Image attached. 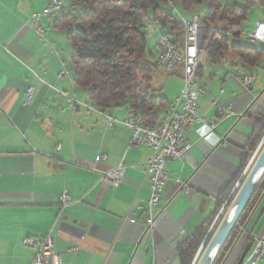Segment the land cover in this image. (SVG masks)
Masks as SVG:
<instances>
[{
  "label": "crops",
  "instance_id": "0c3cea01",
  "mask_svg": "<svg viewBox=\"0 0 264 264\" xmlns=\"http://www.w3.org/2000/svg\"><path fill=\"white\" fill-rule=\"evenodd\" d=\"M50 1L0 0V264H30L33 250L22 246L23 239L48 235L62 264H182L187 241L216 219L264 144V55L253 69L230 54L219 64L201 62L194 82L205 93L198 99L197 116L215 128L199 124L183 132L191 149L165 165L167 180L152 211L148 244L141 241L147 216L140 207L151 192L143 173L150 152L143 145L129 148L130 130L107 128L105 118L89 110L97 108L87 94L74 85L72 47L67 32L55 23L70 13L83 16L84 10L79 13L74 0H59L64 9L39 21L45 34L31 29V14ZM158 38L151 51L154 61ZM172 39L183 43V35ZM223 63L229 67H210ZM60 71L66 72L64 79ZM245 75L252 77L247 90L241 84ZM156 77L152 93L165 88L169 77L175 85L183 82L180 73L157 72ZM29 86L33 96L26 104ZM180 91L150 97L172 106ZM217 103L228 108V118L217 114ZM166 111L156 107L146 114L157 119ZM104 112L117 120L131 113L128 106ZM97 155L105 157L96 161ZM121 160L126 172L120 186L100 182V175ZM183 185L188 190L182 191ZM62 191L70 197L65 208L58 203ZM254 238H264V190L221 264H236Z\"/></svg>",
  "mask_w": 264,
  "mask_h": 264
},
{
  "label": "trees",
  "instance_id": "16d2710c",
  "mask_svg": "<svg viewBox=\"0 0 264 264\" xmlns=\"http://www.w3.org/2000/svg\"><path fill=\"white\" fill-rule=\"evenodd\" d=\"M221 1L223 4L218 0H74L76 7H82L84 15L70 13L55 23L57 28L67 32L72 47L70 62L74 69V85L84 91L91 105L99 110L106 111L117 106H128L131 112L139 107L149 113L156 107L168 109L171 105L165 99L150 97L154 92L151 84L160 71L155 67L154 55L148 49L147 38L141 31L151 15L161 35L182 37V22L173 14L161 10L163 3L178 4L184 13L198 10L203 3L207 4L205 16L200 19L204 38H208L215 23L218 31L211 35L202 61L219 64L225 60L226 54H230L249 69L257 67L264 51L231 44L229 36L235 39L240 37L241 25L246 20L248 10L253 1L258 0H246L243 7L235 4L236 0ZM228 1L234 2L229 4ZM76 24H79L78 28H74ZM144 117L149 121L156 119L149 114ZM263 190L264 175L213 264H221L234 247ZM214 220L209 219L199 233L186 242L182 264H191L196 254L205 248L210 235L201 245Z\"/></svg>",
  "mask_w": 264,
  "mask_h": 264
},
{
  "label": "built area",
  "instance_id": "2783aa9c",
  "mask_svg": "<svg viewBox=\"0 0 264 264\" xmlns=\"http://www.w3.org/2000/svg\"><path fill=\"white\" fill-rule=\"evenodd\" d=\"M64 6L59 0H51L41 12H35L29 17V24L39 36L45 34L44 29L39 25L41 18L49 17L56 11L63 10ZM183 24V43L177 44L175 40L167 35L158 38L159 52L155 59V67L158 71L175 75L181 74L183 81V91L176 103L170 106L165 116L149 121L145 119L146 111L139 107L129 114L124 120H117L106 114L103 110L89 108L98 113L106 120L107 128H114L122 125L130 130L129 148L143 145L150 155L144 165L143 173L150 182V197L145 206L140 209L146 213V220L141 234V241L151 244L153 235V215L152 211L160 203L162 191L167 180L165 165L186 155L191 149V145L183 138V132L193 125L204 124V120L197 116L199 110L198 99L204 95V88L195 84L194 78L201 65L207 44L211 35L218 31L216 25L210 30L208 38H204L203 28L200 18L194 14L190 21L180 20ZM141 31L146 38H150L148 26L141 27ZM247 40L251 43L264 44V21L256 23L253 31L248 35ZM59 77H66L65 71L59 72ZM244 89H249L252 85V77L245 75L241 79ZM26 101L29 103L33 96V87L29 86L26 91ZM217 114L223 118H228L227 110L215 104ZM212 131L215 125H207ZM221 142L224 143V140ZM104 155H97L96 161L103 159ZM126 172V165L123 160L111 170L100 175V182L117 189ZM182 191L188 190L186 185ZM58 203L61 208H65L70 203V197L66 191L59 195ZM22 246L33 250L30 264H62L61 257L53 250L52 238L48 235L41 239L25 238ZM264 259V238H254L249 252L246 254L242 264H260Z\"/></svg>",
  "mask_w": 264,
  "mask_h": 264
},
{
  "label": "rangeland",
  "instance_id": "374dc122",
  "mask_svg": "<svg viewBox=\"0 0 264 264\" xmlns=\"http://www.w3.org/2000/svg\"><path fill=\"white\" fill-rule=\"evenodd\" d=\"M218 1H219L220 4H223V2L221 0H218ZM228 2H229V4H231L234 1H228ZM246 3H247L246 0H236L235 1V4H238V6H240V7H243L244 5H246ZM160 8H161V10H163V11H165L167 13L173 14L178 20L185 19L187 21H190L191 18H192V16L194 14H196L197 16H199L200 19L204 18L205 13H206V10H207V4L206 3H203L202 6L197 11H194L191 14L190 13H184V12H182L181 9H180V7L178 6V4L163 3V4L160 5ZM76 10L79 13H82L81 11L83 9L80 6H77L76 7ZM262 21H264V2L262 3L259 0L258 1H253V3L251 4V7L248 10V13H247V16H246V20L241 25L240 38L239 39H235L232 36H229L230 43L231 44H240V45H242L244 47H251V48H254L256 50L264 49V44H261V43H251V42H249L247 40L248 35L253 31V29L255 28L256 23H259V22H262ZM144 25L148 26L149 34L153 36V37L151 36V38H147V41H148V49L153 52L154 45H155V41L160 36L161 30H160V28H159V26L157 24L153 23L151 15H149V18H148V20L145 21ZM78 27H79V24H76L75 28H78ZM263 63H264V61H263ZM223 66L225 68L229 67V65H227L226 63L220 64L218 66L217 65H212L210 67L212 69H214L215 67L220 68V67H223ZM169 81L170 82L166 85V87L163 88L160 92L151 93V95L152 96H160L161 93L162 94L163 93H170L171 95H173L176 92L177 89H181L180 92L183 91V82H177L176 85H175L174 82L172 81V78L171 77H169ZM80 91H82V90H80ZM179 94H181V93H179ZM88 104H90V103L88 102ZM263 147H264V144H263L261 150L263 149ZM261 150H260V152H261ZM256 160L254 161V163L250 167V170L246 174V177L244 178V181H245L246 178L249 177V175H250V173H251V171H252V169L254 167V164H255ZM230 205H231V203H230ZM230 205L227 206L224 209L225 211L223 210L224 212L221 213V216L219 217V219L216 222V226L211 231L210 240H208V242L206 243L205 248L202 249V251H199L198 254L196 255V262H195V264H198L199 261H200V259H202V257L204 255L206 249L208 248L207 246L210 243L211 238L215 234L218 226L220 225L221 221L223 220L224 216L226 215V213H227Z\"/></svg>",
  "mask_w": 264,
  "mask_h": 264
},
{
  "label": "water",
  "instance_id": "95a60500",
  "mask_svg": "<svg viewBox=\"0 0 264 264\" xmlns=\"http://www.w3.org/2000/svg\"><path fill=\"white\" fill-rule=\"evenodd\" d=\"M264 140V138H263ZM258 152V151H257ZM255 153L251 161L248 163V169L252 166L254 161L256 160L254 167L249 175L248 178L245 179V181L242 183L241 187L237 191L235 197L233 198L231 205L224 216L223 220L221 221L220 225L218 226L215 234L211 238L210 243L208 244V250L206 251L205 255L202 259H200L198 264H213L214 260L218 256L221 248L223 247L225 241L228 238V235L232 231L233 227L235 226L236 222L239 219V216L241 215L242 211L244 210L246 204L250 200L252 194L254 193L257 185L259 184L260 180L262 179L264 175V147L261 150V152ZM258 157V158H257ZM244 176V175H243ZM243 177L240 178L238 181V184L241 183ZM236 188L232 190L229 197L225 201L221 211L217 215L216 219L214 220L213 224L210 227V230L206 234L204 241L202 242V245H204L205 241L210 235L211 230L215 226L217 220L221 216L222 211L229 205L233 194L235 193ZM251 248V243H248L245 245L244 249L242 250L237 263L236 264H242L246 254L249 252ZM196 260V257L194 258V261ZM194 261L192 264H194Z\"/></svg>",
  "mask_w": 264,
  "mask_h": 264
},
{
  "label": "bare ground",
  "instance_id": "6f19581e",
  "mask_svg": "<svg viewBox=\"0 0 264 264\" xmlns=\"http://www.w3.org/2000/svg\"><path fill=\"white\" fill-rule=\"evenodd\" d=\"M207 250H208V248L206 249V251H207ZM206 251H205V253H206ZM205 253H204V255H205ZM204 255H203V256H204ZM202 258H203V257H202Z\"/></svg>",
  "mask_w": 264,
  "mask_h": 264
}]
</instances>
